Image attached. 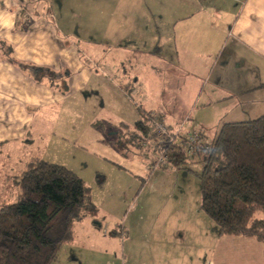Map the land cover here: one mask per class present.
<instances>
[{
  "label": "rangeland",
  "instance_id": "obj_1",
  "mask_svg": "<svg viewBox=\"0 0 264 264\" xmlns=\"http://www.w3.org/2000/svg\"><path fill=\"white\" fill-rule=\"evenodd\" d=\"M194 1L78 0L70 12L76 42L87 55L82 60L83 65L98 75L94 74L86 93L74 96L55 119L45 118L43 132L26 139L29 143L26 153L29 160L35 157L68 168L91 189L96 212L82 221L89 223V228H96V232L91 237L86 224L74 225V238L78 244L71 254L77 255V264L170 263L163 250L156 251V246L164 247L167 233L180 228L186 232L183 243L187 247L189 264L192 258L193 261H203L206 256L211 258L213 246L215 259L221 264H261L255 248L245 247L241 241L228 245L223 240L218 242L211 238L214 223L201 210V163L188 161L178 169L172 163L167 167L156 165L161 152L155 149L154 126L148 115L157 112L150 108L152 96L158 99L161 95H169L167 89L171 90L179 108L167 110L180 116L177 124L187 121L189 125L203 127L211 140L217 138L224 125L218 121L221 106L206 105L205 97L197 102L199 81L196 76H188L182 72L184 68L168 65L180 44L177 13L191 14L194 11L191 2ZM139 4L141 12H128L129 8ZM144 14L147 22L143 21ZM102 31H106L105 35ZM145 41L148 47L144 45ZM115 42L123 46L136 42L145 52H153L159 43L163 49L159 58L153 60L155 69L147 67L148 75L139 72V82L148 88L140 85L130 88L128 95L133 104L124 98L125 101L120 102L115 93L109 91V85L123 83L122 75L115 71L111 61L107 68L106 64L105 67L100 64L101 55ZM117 53L110 56L116 58ZM135 54L130 52L128 58ZM179 61L187 72H197L196 62L192 65L182 56ZM188 65H192V69ZM64 92L69 94L68 89ZM69 104L75 105L74 113ZM122 124L129 129H124ZM18 153L12 154V171H8L11 158L0 156V191H10L6 204L17 202L21 194L19 182L24 171L14 162L23 152ZM5 175L9 178L7 182L3 179ZM262 213L257 219L264 217ZM100 230L103 238L106 234L110 243L120 245L122 251L118 256L111 251H94L95 237ZM90 244L93 250L89 248ZM60 254L61 251L53 264L66 259L67 252ZM64 264L76 263L66 261Z\"/></svg>",
  "mask_w": 264,
  "mask_h": 264
},
{
  "label": "crops",
  "instance_id": "obj_2",
  "mask_svg": "<svg viewBox=\"0 0 264 264\" xmlns=\"http://www.w3.org/2000/svg\"><path fill=\"white\" fill-rule=\"evenodd\" d=\"M77 1L0 0V156L5 155L10 160L12 154L16 156L22 150L23 153L14 162L22 172L33 159H39L27 158L26 148L29 143L26 139L30 135L42 133L45 118L55 119L60 114V109L67 106L74 96L86 93L94 74L98 75L83 65L82 60L87 55L76 42L70 12ZM194 2H191L194 8L191 14L177 13L176 27L180 32V44L175 58L168 63L169 67L182 70L184 68L182 72L188 76H196L199 81L196 89L197 102L205 97L206 105L221 106L219 123L250 122L264 116V0ZM118 7L122 9V6ZM133 7L128 12L133 14L142 11L140 4ZM143 21L147 22L145 14ZM105 33L106 31H102V34ZM144 45L149 46L146 41ZM143 49L136 42L125 46L115 42L100 57L101 67L107 68L111 61L115 71L122 75V84L108 86L109 91L115 93L116 99L119 98L122 103L125 100L133 102L126 88H135V85L148 88L139 82V72L148 75L146 68L155 69L153 60L159 58L158 54L163 52L160 43L153 52H145ZM115 51L118 52L117 57L112 58L110 55ZM130 52L136 54L128 58ZM181 56L192 65L196 62L195 74L185 70L179 61ZM104 64L106 65L103 66ZM192 65L188 66L192 69ZM67 89L69 94L64 92ZM167 91L169 95L157 96L158 99L152 96L149 100L150 108L157 110L151 114L154 117L152 123L155 117H160L169 123L167 125L171 130H175L180 125L176 122L180 116L167 108L179 107L173 101V92L169 89ZM74 107L73 104L69 106L72 113L76 110ZM185 126L186 131L207 132L203 127L188 123ZM12 164L11 158L8 171H12ZM3 179L4 182L9 181L7 175ZM9 195L10 191L7 189L0 191V209L9 205L6 204ZM259 219L264 220V217ZM78 223L86 224L87 229L90 225L84 221ZM92 228L88 229L91 237L96 232V228ZM212 229L211 238L214 241L223 240L228 245L241 241L245 247L255 248L258 260L264 264V246L261 247L259 241L253 238H220L214 227ZM105 236L106 234L103 238L101 230L97 233L94 251H111L118 256L122 251L120 245L110 243ZM183 236H186V232L181 228L174 232L169 231L166 236L167 244L164 247L156 246V251L160 253L163 250L170 260L167 264H189ZM173 241L179 244H174ZM77 242L73 238L62 246L61 253L67 252V255L66 259H60V264L66 261L79 263L77 255L71 254ZM213 247V258L206 256L203 261H193L192 258L191 264H221L215 259V246ZM89 248L93 250L92 244Z\"/></svg>",
  "mask_w": 264,
  "mask_h": 264
},
{
  "label": "trees",
  "instance_id": "obj_3",
  "mask_svg": "<svg viewBox=\"0 0 264 264\" xmlns=\"http://www.w3.org/2000/svg\"><path fill=\"white\" fill-rule=\"evenodd\" d=\"M167 155L177 169L189 161L173 144ZM197 161L203 166L201 210L213 221L216 235L253 238L264 246V220L257 219L264 213V116L224 124ZM19 186L17 202L0 209V264H53L62 246L73 240L74 225L96 212L91 189L68 168L41 159L28 164Z\"/></svg>",
  "mask_w": 264,
  "mask_h": 264
},
{
  "label": "built area",
  "instance_id": "obj_4",
  "mask_svg": "<svg viewBox=\"0 0 264 264\" xmlns=\"http://www.w3.org/2000/svg\"><path fill=\"white\" fill-rule=\"evenodd\" d=\"M154 135L156 137V149L161 152V157L156 163L157 166H169L167 146L170 144L180 147L189 161H197L198 154L212 148V140L200 131H185V126L181 125L174 131L162 120L153 122ZM167 139L168 142H164ZM155 165V164H154Z\"/></svg>",
  "mask_w": 264,
  "mask_h": 264
}]
</instances>
